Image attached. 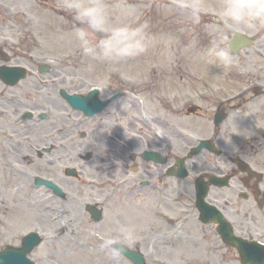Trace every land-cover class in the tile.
<instances>
[{
    "label": "rangeland",
    "instance_id": "obj_1",
    "mask_svg": "<svg viewBox=\"0 0 264 264\" xmlns=\"http://www.w3.org/2000/svg\"><path fill=\"white\" fill-rule=\"evenodd\" d=\"M109 3L113 5L122 4L132 9L134 12L131 17L132 22L146 25V32L152 40L151 46L145 55L119 67H109L105 64L90 62L82 56L73 39L74 25L71 15L60 7V0H0V13L2 16H9L11 21H17L16 23L20 24L18 28L27 36L33 33L38 38L22 37L19 39L21 43L28 45L30 48L36 47L41 52V55L43 53L55 55L56 59L61 63L71 64L74 81H85L86 85L89 86H101V84L112 86L116 84L118 86L115 88L113 86L114 89L121 88L124 90L125 96L121 103L108 107L104 115H115V112H120L121 108L119 107L125 105L124 101H135L133 96L136 94L138 97L143 98L144 107L151 114L163 119L166 118L168 124H184L183 126L195 131L198 136L212 135L216 133L211 125L212 112L219 105H222V107L224 105L223 108L226 107L227 110V104L223 103L226 99L225 95L231 96L237 93L244 86V80H250L251 78L250 76L248 78L241 71L255 70L258 73V78L254 80L264 79V72L261 74L262 70H264V59L255 55L256 51H259L262 47L261 40L257 37L262 35V41L264 42V29H250L245 26L226 28L222 22L210 13L202 15L199 23H193L175 7L177 0H109ZM209 3L219 6L222 0H209ZM5 7H9V14H7L8 9H4ZM238 31L251 35V37L254 36L257 40L252 49L244 50L240 55L241 59L250 56V63L242 66L241 69L238 67L237 58H233V66L225 70L222 67L209 64L203 59L204 53L218 36L221 37L219 42L230 53L227 42L229 37ZM35 42H38V44ZM245 53H248V56ZM122 73L127 78L122 76ZM224 74H227L228 81L223 79ZM240 80H243V82H240ZM216 85L218 86L213 87ZM210 87L214 89V97L211 98V101L210 99L202 100V98H209ZM194 98H198L197 101L202 109L197 114L186 116L182 113L185 110V104ZM256 109L258 112L257 120L262 126V123H264V101L259 102L256 105ZM127 111L131 113L134 110L128 108ZM125 114L127 113L125 112ZM233 118L235 120L238 119L235 115L232 116ZM240 118L242 117L240 116ZM240 118L235 122L240 125L244 122L242 126L246 125V129L250 130L252 123H245ZM229 123L232 124L231 121ZM160 124L162 127L165 126L162 122ZM101 129H103L102 126ZM81 131L82 127L74 131L76 143L81 141ZM107 135L108 140L104 139L101 146L109 148L108 152L110 155L115 156L117 152H120L119 141L113 133H108ZM178 152L180 153V151ZM75 160V163H77L80 159L77 158ZM202 160L205 161V158L203 157ZM107 177L101 178L104 181L103 183L97 181V183L82 182L79 184L74 180V187L72 186L74 189L73 195H75L74 207L78 211L71 216L52 213L41 214L40 216L35 208L27 206L25 210L27 218L24 221L20 217V209H17L21 206L15 205V190L10 189L7 198L14 204L12 209L17 210L11 211L7 217H4L12 225L5 233L13 237L30 228L31 225H39L37 229L45 237L41 248L35 254L40 264H131L126 259L114 256L102 248L98 250V254L93 255L92 250H94V247H86L81 252L69 239L68 241L63 239L65 242L61 244L56 243L52 238L55 233L58 234L60 231L62 232V229L63 231L66 229L64 227L60 228L58 226L59 223H63L65 227L67 223H74L75 225L76 223H81V225L78 224L74 227H86L88 231L91 229V233L92 228H95V232L92 235L101 233V230L107 232L109 228L113 227L106 228L103 225L104 223H91L81 205L80 195H78L82 190L89 191L92 189L93 199L87 200L100 202L106 211L108 210L107 212L110 216L112 205L106 203L107 200L103 201L102 199L105 190L109 187L105 183L111 182L110 178L105 180ZM12 181L11 179L8 183ZM47 202L44 199L40 205L42 206ZM153 207H156L155 201H153ZM114 212L113 210L111 217H113ZM184 215H186L187 219H190L188 220L189 222L193 220V214L188 210L179 216L162 215L160 221H158L159 215L153 216L154 219L149 222L153 225L151 232L156 233L163 230L166 233L167 241L177 236L179 238L178 241L182 242V246L164 249L162 248L164 246L156 245V251L149 253L148 247L151 243L149 242L151 238L148 239L147 243H144L142 247L147 264H185V261H189L187 260V255L192 254L194 249L188 242V230H191L190 228L194 224L188 227V222L179 233L174 231V227L179 224V220ZM104 216L106 219L107 214ZM55 217L59 218L55 220ZM90 241H95V238L91 237ZM202 250L204 251V249ZM226 252L231 254L229 250H226ZM234 252L233 250V256H235ZM48 258L51 260H48Z\"/></svg>",
    "mask_w": 264,
    "mask_h": 264
},
{
    "label": "flooded vegetation",
    "instance_id": "obj_2",
    "mask_svg": "<svg viewBox=\"0 0 264 264\" xmlns=\"http://www.w3.org/2000/svg\"><path fill=\"white\" fill-rule=\"evenodd\" d=\"M4 35L5 33L0 34V69L22 66L27 69L28 76L26 79L10 85L4 82L0 73V146L3 147L2 158L7 160V164L9 162L14 163L18 160L19 154L21 157H26L24 151L31 149L33 145L38 147L40 145L49 146L51 147L50 152L45 155L38 153V155L45 158L56 174L60 166H67V163L73 161V108L61 95L63 87L58 86V82L55 80L58 75L57 71L53 70L45 77L38 70H35L34 58H29L30 54L24 50L19 51L11 47L8 42L3 40ZM67 82L64 79L61 80V83ZM64 90L73 91L72 87ZM26 108L33 110L42 109L47 112L49 117L45 121L26 120ZM113 123L114 121L111 119L109 129H112ZM133 124H136V122H133ZM109 129L106 128L105 133L110 131ZM159 131L161 138H156L149 129L141 130V138H132L136 145L131 146L132 150L139 154L145 147L157 150L168 148L167 157L169 158V153L171 148H173L170 144L171 137L176 148L186 149L187 140L184 134L181 132L171 134L166 127L159 128ZM100 139L102 140V137ZM229 149L238 151L234 161L241 157L248 162L252 161L261 165V168L264 169V162H256L251 158L257 153L254 148L249 154L247 146H236L235 149L229 147ZM124 152L125 150L120 148V152L116 153L117 157L121 158ZM135 160L142 164L139 171L144 177L148 178L164 174L169 170L170 166L169 162L164 166L145 163L138 156H136ZM216 166L219 165L216 164ZM206 168L210 170L220 169L215 166H206ZM231 172L233 174L236 170L232 169ZM245 177L249 176L246 174L239 176L242 179L243 186L238 185V189L234 188L232 195L236 194L239 197L244 192L247 201H249V207L231 197H228L231 201L224 200L222 196H218V199L221 201V205L229 219H231L234 229L239 231L240 236L253 237V235H256L262 238L264 237V212H261L258 216L255 213H251L250 209L253 208L252 206L257 205V199L258 202L260 199L264 200V176L261 178L250 177L247 180H245ZM162 179H159V185ZM70 183L72 184V182ZM162 190H164L163 184L156 190V194L164 197L168 193ZM151 195H153V192H151ZM210 241L215 243V241Z\"/></svg>",
    "mask_w": 264,
    "mask_h": 264
},
{
    "label": "clouds",
    "instance_id": "obj_3",
    "mask_svg": "<svg viewBox=\"0 0 264 264\" xmlns=\"http://www.w3.org/2000/svg\"><path fill=\"white\" fill-rule=\"evenodd\" d=\"M60 7L71 15L73 39L90 62L119 67L145 55L151 46L146 25L133 23L134 12L125 5H113L109 0H60ZM175 7L193 23L210 13L226 28L264 29V0H222L219 6L209 0H177ZM220 39L218 36L213 40L203 59L228 70L233 58ZM122 76L127 78L123 73ZM142 227L114 219L113 227L102 237L101 248L120 255L122 249L132 247L140 238Z\"/></svg>",
    "mask_w": 264,
    "mask_h": 264
},
{
    "label": "bare ground",
    "instance_id": "obj_4",
    "mask_svg": "<svg viewBox=\"0 0 264 264\" xmlns=\"http://www.w3.org/2000/svg\"><path fill=\"white\" fill-rule=\"evenodd\" d=\"M59 222H61V221H59ZM60 228L61 227H64V228H66V231L64 230L63 231V233H58V235L59 236H62L63 238H69L70 236L72 237V235H79L80 234V232H78L79 231V229H72V227H67V226H69V224L67 223V226L65 227V225L63 224V223H59V225H58ZM65 232V233H64Z\"/></svg>",
    "mask_w": 264,
    "mask_h": 264
},
{
    "label": "water",
    "instance_id": "obj_5",
    "mask_svg": "<svg viewBox=\"0 0 264 264\" xmlns=\"http://www.w3.org/2000/svg\"><path fill=\"white\" fill-rule=\"evenodd\" d=\"M237 44H238L239 47H242V43L237 42ZM132 256H133V255H132ZM133 260H134L137 264H142V263H141V258H137V259L134 258Z\"/></svg>",
    "mask_w": 264,
    "mask_h": 264
}]
</instances>
